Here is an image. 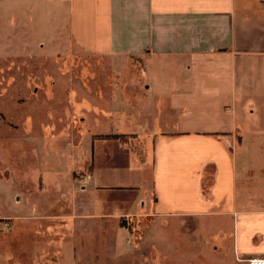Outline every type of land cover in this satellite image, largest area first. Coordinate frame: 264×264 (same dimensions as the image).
<instances>
[{"label": "crops", "instance_id": "crops-1", "mask_svg": "<svg viewBox=\"0 0 264 264\" xmlns=\"http://www.w3.org/2000/svg\"><path fill=\"white\" fill-rule=\"evenodd\" d=\"M0 5L26 19L32 36L41 10L46 36L64 19L70 52L101 59L107 83H117L97 95L98 115L113 127L132 124L130 134L151 135L145 139L150 162L103 138L118 135L112 131L90 136L89 180L72 182L67 200L64 195L59 200L66 215H23L27 203L19 198L12 206V191L0 180V256L5 233L15 234L22 222L57 221L67 238L69 221L85 229L86 223L110 217L117 220L106 234L114 254L131 236L118 220L143 214L221 218L238 262L264 258V0H0ZM102 143L116 144L110 158ZM93 144H100L99 159ZM126 154L125 168L120 159ZM37 196L30 191L32 204ZM117 196L126 208L110 201ZM32 206L39 208L36 201ZM22 254L13 247L10 256L17 260ZM33 261L37 264V253Z\"/></svg>", "mask_w": 264, "mask_h": 264}, {"label": "rangeland", "instance_id": "rangeland-1", "mask_svg": "<svg viewBox=\"0 0 264 264\" xmlns=\"http://www.w3.org/2000/svg\"><path fill=\"white\" fill-rule=\"evenodd\" d=\"M41 11L37 36H32L33 28L26 19L20 20L12 8L0 5V180L7 182V192L8 188L12 191V206L19 198L21 204L25 200L28 209H21L25 216L68 213L58 208L59 200L63 195L67 200L72 182L80 184L81 177H88L93 134L112 131L118 134L113 139L120 142V148L148 162L151 157L146 146L151 135L130 134L136 128L132 124L122 129L113 127L108 118L98 115L97 95L108 93L117 84L107 83L103 61L70 52L64 19L56 25L53 36H46ZM93 145L99 159L100 144ZM115 146L101 145L108 158ZM128 157H120L127 162H120L125 168ZM30 191L38 194L31 200L39 208L32 206ZM112 199L118 209L126 208L120 196ZM50 222H22L15 234L13 230L5 233L3 240L8 242L0 264H34L36 253L37 264H246L232 256V236L221 218L143 214L120 218L118 225L122 223L130 232L131 243L127 240L124 249L114 254L106 237L117 222L114 217L86 223L85 229L69 221L67 238L57 221ZM13 247L23 253L17 260L10 256ZM73 252L75 256L68 255Z\"/></svg>", "mask_w": 264, "mask_h": 264}, {"label": "built area", "instance_id": "built-area-1", "mask_svg": "<svg viewBox=\"0 0 264 264\" xmlns=\"http://www.w3.org/2000/svg\"><path fill=\"white\" fill-rule=\"evenodd\" d=\"M86 180L88 181L89 177H87ZM128 243L130 245V243H131L130 240H128ZM246 264H264V258L249 259V260L246 261Z\"/></svg>", "mask_w": 264, "mask_h": 264}, {"label": "trees", "instance_id": "trees-1", "mask_svg": "<svg viewBox=\"0 0 264 264\" xmlns=\"http://www.w3.org/2000/svg\"><path fill=\"white\" fill-rule=\"evenodd\" d=\"M117 136L116 135H114V136H105V137H103V138H105V139H109V138H111V139H113V138H116ZM120 226L121 227H124V225L121 223L120 224Z\"/></svg>", "mask_w": 264, "mask_h": 264}]
</instances>
